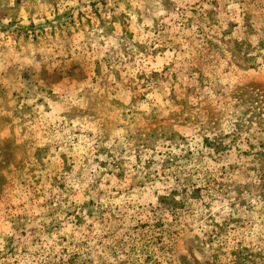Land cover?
<instances>
[{"label":"rangeland","instance_id":"374dc122","mask_svg":"<svg viewBox=\"0 0 264 264\" xmlns=\"http://www.w3.org/2000/svg\"><path fill=\"white\" fill-rule=\"evenodd\" d=\"M0 264H264V0H0Z\"/></svg>","mask_w":264,"mask_h":264}]
</instances>
